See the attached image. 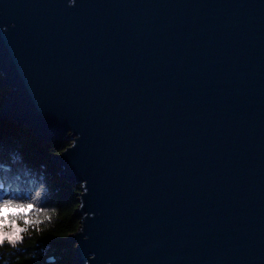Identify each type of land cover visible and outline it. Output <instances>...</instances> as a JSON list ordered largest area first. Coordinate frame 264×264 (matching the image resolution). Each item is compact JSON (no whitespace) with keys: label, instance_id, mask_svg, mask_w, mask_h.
<instances>
[{"label":"water","instance_id":"water-1","mask_svg":"<svg viewBox=\"0 0 264 264\" xmlns=\"http://www.w3.org/2000/svg\"><path fill=\"white\" fill-rule=\"evenodd\" d=\"M4 88L71 142L73 264H264V0H0Z\"/></svg>","mask_w":264,"mask_h":264},{"label":"trees","instance_id":"trees-1","mask_svg":"<svg viewBox=\"0 0 264 264\" xmlns=\"http://www.w3.org/2000/svg\"><path fill=\"white\" fill-rule=\"evenodd\" d=\"M7 90L0 89V106ZM7 141L12 150L5 151L0 159V182L9 192V199L27 205L33 214L49 218L27 224L21 233L22 242L0 247V264H73L75 245L68 238L80 227L78 212L79 185L63 179L52 164L50 155L63 151L70 141L55 140L42 144L31 130L9 120L0 119V146ZM19 150L33 166L28 170L16 155ZM45 180L47 182H45ZM43 185V187H41ZM41 191L40 198H35ZM25 207H12L22 211ZM17 223L24 226L23 218L17 216ZM5 229H7L5 227Z\"/></svg>","mask_w":264,"mask_h":264},{"label":"clouds","instance_id":"clouds-1","mask_svg":"<svg viewBox=\"0 0 264 264\" xmlns=\"http://www.w3.org/2000/svg\"><path fill=\"white\" fill-rule=\"evenodd\" d=\"M71 3V0H70ZM19 216L24 219L25 224L21 226L17 223L16 217ZM45 218L39 214H33L31 208H23L22 211H16L15 209L5 212L0 215V245H2L5 238L8 239L9 243L19 240L22 236L21 233L26 230L27 224L35 223L36 220ZM5 227L7 230H5ZM12 246H15L12 244Z\"/></svg>","mask_w":264,"mask_h":264},{"label":"snow or ice","instance_id":"snow-or-ice-1","mask_svg":"<svg viewBox=\"0 0 264 264\" xmlns=\"http://www.w3.org/2000/svg\"><path fill=\"white\" fill-rule=\"evenodd\" d=\"M76 4H77V0H71V6H75ZM3 31L7 32V30H3ZM9 99H11V98H9ZM8 150H12V149L10 148L9 143L7 141H5V144L3 146H0V156H2L3 153L5 151H8ZM16 155L20 159L21 164L24 165V167L27 168L28 170H31V168L33 166L30 164V162L27 160V158L21 152H19V150H16ZM3 162L4 161L2 159H0V165H2ZM45 182H47V181L45 180ZM41 187H43V185ZM41 195H42L41 191H37L34 199L40 198ZM8 196H9V192L7 191V189H5L4 183L0 182V215H3L7 210H9L12 207H27V205H23V204L14 202L16 199V198H14V194H13V199H9ZM43 215L45 216V218L51 217L48 215L47 212H44ZM94 216H93V218H94ZM81 232H83V229L81 230ZM22 241H23V237H21L17 241H13L12 244L17 245L18 242H22ZM6 243L10 244L7 238L4 239V241H3L2 245H0V247L5 245ZM12 244H10V245H12Z\"/></svg>","mask_w":264,"mask_h":264},{"label":"rangeland","instance_id":"rangeland-1","mask_svg":"<svg viewBox=\"0 0 264 264\" xmlns=\"http://www.w3.org/2000/svg\"><path fill=\"white\" fill-rule=\"evenodd\" d=\"M5 230H7V229H5Z\"/></svg>","mask_w":264,"mask_h":264}]
</instances>
